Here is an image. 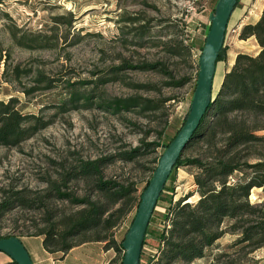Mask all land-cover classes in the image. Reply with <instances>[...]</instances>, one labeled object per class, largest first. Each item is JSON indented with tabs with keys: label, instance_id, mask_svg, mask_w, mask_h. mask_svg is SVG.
<instances>
[{
	"label": "rangeland",
	"instance_id": "374dc122",
	"mask_svg": "<svg viewBox=\"0 0 264 264\" xmlns=\"http://www.w3.org/2000/svg\"><path fill=\"white\" fill-rule=\"evenodd\" d=\"M217 2L0 0V101L18 99L22 113L38 117L43 127L17 148L0 147V204L20 193L33 206L14 205L0 219V238L20 239L36 264L120 263L124 253L115 248L132 225L138 209L135 200L162 154L155 145L170 142L190 111L194 78ZM263 5L264 0H244L237 6L225 36L224 59L217 63L213 95L239 54L257 52L240 35ZM24 38L28 48L18 46ZM16 69L19 78L14 76ZM38 75L53 79V88L43 90L46 85L36 83ZM33 88L41 90L27 95ZM117 101L134 103L115 112L110 105ZM135 150H139L136 158L123 160ZM197 151L184 152V157L196 156ZM96 161L102 163L105 181L132 186L134 205L109 242L85 243L64 257L50 255L37 233L52 218L59 221L81 207L70 201L40 203L38 199L45 197L51 182L80 162ZM247 173H236L231 182ZM193 174L190 168L173 171L165 201L188 198L186 202L195 204L199 195ZM92 190L91 183L70 182L62 192L82 199L94 198ZM249 201L264 202L263 190L254 188ZM165 205L160 201L150 220L143 248L146 258L157 251L167 225ZM239 237L226 234L212 255H228L222 264H264V247L244 249L237 245ZM5 256L0 253V264Z\"/></svg>",
	"mask_w": 264,
	"mask_h": 264
},
{
	"label": "trees",
	"instance_id": "16d2710c",
	"mask_svg": "<svg viewBox=\"0 0 264 264\" xmlns=\"http://www.w3.org/2000/svg\"><path fill=\"white\" fill-rule=\"evenodd\" d=\"M240 38H255L259 52L253 56L239 54L236 57L232 68L224 74L217 94L213 95L199 129L186 148L185 152L198 148V154L193 157H184L183 154L173 169L194 170L193 179L199 199L195 204L186 202L188 198L174 202L170 197L165 201V186L157 205L162 200L166 202L164 219L167 225L160 235L157 251L147 258L142 251L140 264H222L221 261L228 255L213 256L212 252L226 234L240 235L237 245H242L244 249L256 251L264 247V202L251 204L249 201L254 188L262 189L264 193V10L256 24H248L242 29ZM24 40L19 41L18 46L28 48ZM224 55L225 49L220 53L217 63L224 59ZM0 62H3L2 56ZM198 72L199 66L193 92ZM14 76L19 78L18 69L14 71ZM36 83H45L46 89L43 90L53 88V79L43 75L37 76ZM39 90L33 88L26 94ZM132 103L134 101H117L110 108L119 112L130 108ZM41 128L38 117L22 113L18 99L0 101V147L17 148ZM176 135L170 142L157 143L155 147L161 148L163 154ZM162 136L163 133H160V140ZM138 152L135 150L124 155L123 160L131 162ZM250 159L257 161L249 163ZM101 164V161L80 162L59 181L51 182L45 197L38 199L40 203L52 199L70 201L81 207L59 221L52 218L37 233V236L42 237L44 250L50 255L58 253L64 257L85 243L109 242L112 231L134 205L131 195L135 190L132 186L124 187L105 181ZM248 170L250 173L246 177L243 175L244 178L231 182L236 173L246 174ZM70 182L91 183L94 198L92 195L77 199L63 193V188ZM148 184L149 181L142 193ZM142 193L135 200L137 208ZM119 204L120 207H116ZM14 205L24 209L33 208L24 196L16 193L0 204V219ZM227 221L229 225L225 226ZM126 234L115 248L117 252L124 253ZM145 244L146 237L143 248ZM122 261L123 257L119 264ZM2 264L16 263L7 257Z\"/></svg>",
	"mask_w": 264,
	"mask_h": 264
},
{
	"label": "water",
	"instance_id": "95a60500",
	"mask_svg": "<svg viewBox=\"0 0 264 264\" xmlns=\"http://www.w3.org/2000/svg\"><path fill=\"white\" fill-rule=\"evenodd\" d=\"M238 1L218 0L215 11L210 16V28L198 62L199 72L188 117L161 155L152 178L141 195L136 216L123 242L122 264L141 263L144 240L159 198L176 163L186 151L213 101L217 60L224 48L229 22ZM0 253L5 254L16 264H33L23 242L15 237L0 239Z\"/></svg>",
	"mask_w": 264,
	"mask_h": 264
},
{
	"label": "crops",
	"instance_id": "0c3cea01",
	"mask_svg": "<svg viewBox=\"0 0 264 264\" xmlns=\"http://www.w3.org/2000/svg\"><path fill=\"white\" fill-rule=\"evenodd\" d=\"M243 1H244V0H241L238 6H240V4H241ZM263 8H264V5H263ZM263 8H262V10H263ZM237 10H238V7L235 9L234 13L232 14L231 19L234 17V15H235V13L237 12ZM262 10L260 11L259 15H257V17H255V18L253 19V21H252L250 24H256V23L259 21L261 15H262ZM231 19H230V21H231ZM246 41H249V42H251V43L253 44V47L257 50V52L254 54V55H256V54L259 52L260 48H259V46H258V44H257V42H256V40H255V38H250V39H248V40H246ZM73 250H74V249H73ZM27 251H28V250H27ZM28 253L30 254V257H31V259H32V261H33V264H36L34 258L32 257V254H31L30 252H28ZM5 258H7V256H5ZM5 261H6V259H5Z\"/></svg>",
	"mask_w": 264,
	"mask_h": 264
}]
</instances>
